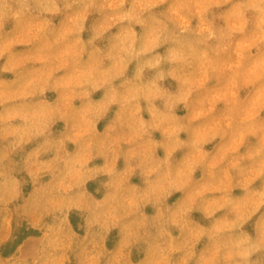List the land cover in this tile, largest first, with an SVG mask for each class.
<instances>
[{"label": "clouds", "instance_id": "clouds-1", "mask_svg": "<svg viewBox=\"0 0 264 264\" xmlns=\"http://www.w3.org/2000/svg\"><path fill=\"white\" fill-rule=\"evenodd\" d=\"M0 264H264V0H0Z\"/></svg>", "mask_w": 264, "mask_h": 264}]
</instances>
